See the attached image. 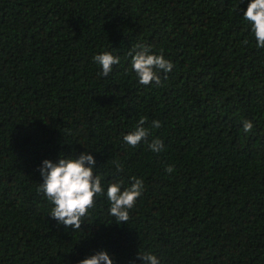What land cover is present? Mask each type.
I'll list each match as a JSON object with an SVG mask.
<instances>
[{
	"label": "trees",
	"instance_id": "trees-1",
	"mask_svg": "<svg viewBox=\"0 0 264 264\" xmlns=\"http://www.w3.org/2000/svg\"><path fill=\"white\" fill-rule=\"evenodd\" d=\"M250 2L0 0V264L99 251L143 264L139 250L161 264H264V48L243 18ZM137 44L173 63L159 86L131 69ZM103 52L120 59L107 77ZM141 118L150 135L133 148L123 136ZM86 151L105 194L74 232L48 216L38 169ZM133 176L143 193L117 224L107 187Z\"/></svg>",
	"mask_w": 264,
	"mask_h": 264
},
{
	"label": "clouds",
	"instance_id": "clouds-1",
	"mask_svg": "<svg viewBox=\"0 0 264 264\" xmlns=\"http://www.w3.org/2000/svg\"><path fill=\"white\" fill-rule=\"evenodd\" d=\"M247 21L257 41L258 48H264V0H251L243 16ZM247 43V41H245ZM131 57V69L138 77L140 85L149 86L153 82L157 86L161 84L159 73L172 72L174 65L162 54H151L147 46L137 44L128 52ZM93 60L102 67V75L109 76L114 65L120 64V59L111 52H103L95 55ZM147 118H141L135 129L123 136V141L130 147H137L142 141H147L150 129L144 127ZM245 133L253 130V123L249 120L242 121ZM160 121L154 120L151 128H160ZM154 153L164 151V143L160 139H154L148 144ZM96 160L93 155L86 151L78 158L64 157L63 154L58 162L45 159L38 171L43 179L37 191L41 193L52 205L48 216L66 228L74 232L81 230L84 218L95 207V197L105 194L102 187L101 177L96 174ZM117 171H123L117 165ZM171 174L174 167L169 165L165 169ZM122 184L112 182L107 187V200L110 203L108 212L115 218L117 224L127 223L130 219V210L134 208L137 199L142 195L144 182L137 177H131V186L121 191ZM143 264H161L156 255L151 253H139L136 257ZM79 264H114V259L107 251H99L95 255L79 261Z\"/></svg>",
	"mask_w": 264,
	"mask_h": 264
}]
</instances>
